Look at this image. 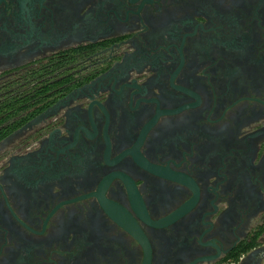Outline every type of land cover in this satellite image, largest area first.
Returning a JSON list of instances; mask_svg holds the SVG:
<instances>
[{
  "label": "flooded vegetation",
  "instance_id": "flooded-vegetation-1",
  "mask_svg": "<svg viewBox=\"0 0 264 264\" xmlns=\"http://www.w3.org/2000/svg\"><path fill=\"white\" fill-rule=\"evenodd\" d=\"M4 106L0 264H264V0H0Z\"/></svg>",
  "mask_w": 264,
  "mask_h": 264
},
{
  "label": "trees",
  "instance_id": "trees-1",
  "mask_svg": "<svg viewBox=\"0 0 264 264\" xmlns=\"http://www.w3.org/2000/svg\"><path fill=\"white\" fill-rule=\"evenodd\" d=\"M8 103L7 104H9V103H19V102H14V101H7ZM8 111H10V108L8 107V106H4V107H2L1 109H0V113H1V115L3 114V113H5V112H8ZM19 111H20V109H18V108H16V110H15V114H19ZM11 116H4V117H1V119H0V140H2V138H4L7 134H9L11 131H13V130H15V129H17L18 127H19V125L18 124H16L15 123V125H7V126H4L3 125V123L6 121V122H8V120H9V118H10Z\"/></svg>",
  "mask_w": 264,
  "mask_h": 264
}]
</instances>
